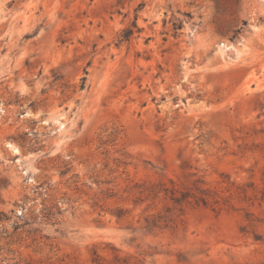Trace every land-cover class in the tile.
Returning <instances> with one entry per match:
<instances>
[{"label":"rangeland","instance_id":"obj_1","mask_svg":"<svg viewBox=\"0 0 264 264\" xmlns=\"http://www.w3.org/2000/svg\"><path fill=\"white\" fill-rule=\"evenodd\" d=\"M263 193L264 0H0V264H264Z\"/></svg>","mask_w":264,"mask_h":264},{"label":"trees","instance_id":"obj_2","mask_svg":"<svg viewBox=\"0 0 264 264\" xmlns=\"http://www.w3.org/2000/svg\"><path fill=\"white\" fill-rule=\"evenodd\" d=\"M134 28H137L136 23H133L132 27L124 32L123 40L126 41L130 39L132 34H134ZM170 183V187H168L163 182L151 185H135L134 187L137 189L139 200H142L141 198H143L145 195L146 198H148L149 196L157 197L161 193H164L166 196L169 194L170 200L174 206L180 208V211H183L185 205L208 206L211 203L213 206H215L219 205L220 203L219 199L214 193L200 186V180H196L192 186L182 184L181 187H179L173 181H170ZM169 211L170 209H167V212ZM117 216L121 218L123 216L122 211H120ZM145 222L147 224L146 228L152 230L154 228H160L162 224L167 227L170 223H174V219L171 217V215L165 216L159 214L157 216L146 218Z\"/></svg>","mask_w":264,"mask_h":264}]
</instances>
